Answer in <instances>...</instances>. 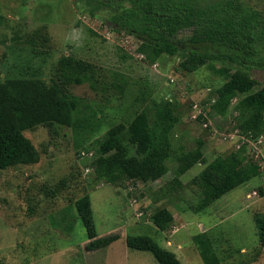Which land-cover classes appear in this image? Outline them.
<instances>
[{"label": "rangeland", "instance_id": "1", "mask_svg": "<svg viewBox=\"0 0 264 264\" xmlns=\"http://www.w3.org/2000/svg\"><path fill=\"white\" fill-rule=\"evenodd\" d=\"M240 1L264 14V0ZM189 36L185 32L180 38ZM138 47L136 39L117 35L77 0H0V79L35 76L51 85L65 82V72L70 76L65 93L77 102L70 127L25 132L41 153L39 163L0 170V264H159L151 253L129 249L127 235L151 236L177 253L182 264H203L193 243L198 233L213 238L223 264H264L255 223V215L264 214V174L204 212L194 210L202 194L191 184L203 165L178 176L173 158L160 180L122 187L96 179L98 145L106 132L120 123L128 125L153 102L165 99L181 105V121L172 134L175 156L194 149L199 139L205 142L208 161L237 151L242 134L234 108L225 116L209 115L217 90L227 80L217 72L223 64L184 72L180 63L188 54L182 52L164 54L154 67ZM258 50L261 63L250 75L262 85L264 37ZM64 60L72 66L82 62L84 71L71 65L64 69ZM76 77L82 78L80 85ZM194 104L207 112V127L191 118ZM176 178L181 186L170 189ZM62 180L66 185L60 188ZM85 194L91 198L98 235L121 236L106 249H85L87 231L74 207ZM159 208L172 216L164 232L150 221Z\"/></svg>", "mask_w": 264, "mask_h": 264}, {"label": "trees", "instance_id": "2", "mask_svg": "<svg viewBox=\"0 0 264 264\" xmlns=\"http://www.w3.org/2000/svg\"><path fill=\"white\" fill-rule=\"evenodd\" d=\"M86 6L89 15L98 19L117 35L132 37L139 42L138 53L150 64L164 54L184 52L181 71L195 73L201 67L223 66L218 74L227 77L217 90V100L209 115L225 116L231 107L237 112V129L242 135L259 137L264 134V84L253 79L250 70L259 67V44L264 37V14L246 6L240 0H77ZM189 32L187 39L180 35ZM67 66L83 72L82 62ZM64 72V71H63ZM64 81L70 76L63 74ZM65 82L46 81L38 77L0 79V170L39 163L41 153L25 132L39 127H70L77 106L65 93ZM76 84L82 78H75ZM236 104L233 105V102ZM202 119V117H200ZM181 121V105L170 99L153 102L150 110L138 113L128 124L110 128L98 145L96 179L122 187L130 182H156L169 171L168 162L175 158L178 176L195 165L203 170L191 184L197 186L202 199L194 207L204 212L217 200L241 187L254 177L264 174L250 158L247 146L208 161L205 142L197 141L194 149H182L175 156L172 134ZM62 180L60 188L65 186ZM181 186L176 178L169 186ZM59 189L52 195L58 196ZM86 231L90 252L108 248L121 236L117 233L100 237L96 230L91 198L83 195L74 203ZM158 231H166L172 216L165 208L157 209L150 217ZM260 245L264 247V214L255 215ZM203 264H223L214 244L206 233L193 237ZM131 250L151 253L159 264H182L177 255L163 248L148 235H127Z\"/></svg>", "mask_w": 264, "mask_h": 264}, {"label": "built area", "instance_id": "3", "mask_svg": "<svg viewBox=\"0 0 264 264\" xmlns=\"http://www.w3.org/2000/svg\"><path fill=\"white\" fill-rule=\"evenodd\" d=\"M154 67H157V65L154 64ZM198 108L199 106L194 104L191 118L194 121H202L204 126L207 127L209 125L208 114L205 110ZM200 117H202V119H200ZM243 146H247L250 158L261 168L262 172H264V137L239 135V142L236 150H241ZM254 194H256V192H254Z\"/></svg>", "mask_w": 264, "mask_h": 264}, {"label": "crops", "instance_id": "4", "mask_svg": "<svg viewBox=\"0 0 264 264\" xmlns=\"http://www.w3.org/2000/svg\"><path fill=\"white\" fill-rule=\"evenodd\" d=\"M121 239V238H120ZM174 253V252H173ZM177 255V253H175ZM178 257V256H177ZM180 260V259H179ZM181 261V260H180Z\"/></svg>", "mask_w": 264, "mask_h": 264}]
</instances>
